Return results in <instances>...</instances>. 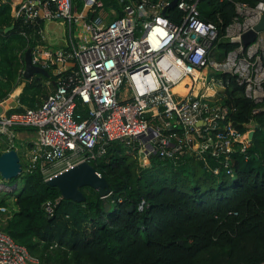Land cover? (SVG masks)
Listing matches in <instances>:
<instances>
[{
  "label": "built area",
  "instance_id": "built-area-1",
  "mask_svg": "<svg viewBox=\"0 0 264 264\" xmlns=\"http://www.w3.org/2000/svg\"><path fill=\"white\" fill-rule=\"evenodd\" d=\"M112 1L12 0L11 17L34 42L32 63L57 77L35 107L0 111L3 151L25 149L26 170H38L45 182L78 163L91 164L112 141L122 142L142 168L152 158L176 167L193 157L214 174L222 167L231 176L230 153L250 146L256 125L240 132L222 100L233 81L260 104L253 112L264 115V31L247 47L241 44L264 13V0L234 2L222 35L200 17V0H177L178 22L165 16L172 0ZM55 20L66 31L58 47L41 25ZM221 39L238 45L224 52ZM182 81L180 94L173 88ZM18 129H32L35 138L19 143ZM211 158L218 166L209 164ZM43 207L53 216L54 204ZM0 264L41 263L0 226Z\"/></svg>",
  "mask_w": 264,
  "mask_h": 264
},
{
  "label": "trees",
  "instance_id": "trees-1",
  "mask_svg": "<svg viewBox=\"0 0 264 264\" xmlns=\"http://www.w3.org/2000/svg\"><path fill=\"white\" fill-rule=\"evenodd\" d=\"M103 1L105 6L113 2ZM258 1L200 0L198 9L222 35L235 15L234 2ZM11 2L0 0V28L13 25L0 32V102L22 84L17 106L8 109L20 112L40 103L57 75L23 76L24 54L34 42H27L11 17ZM180 15L177 7L165 13L172 22ZM218 44L224 52L238 45L223 39ZM222 103L240 132L249 123L256 125L250 146L230 153L231 176L222 167L214 174L193 157L176 167L152 158L150 167L142 168L122 142L112 141L91 162L109 185L108 208L87 186L81 188L84 202L61 198L38 170H26L27 163L21 162V173L10 181L17 182L15 191L0 196V214L10 212L1 228L41 264H264V115L253 112L260 104L233 81ZM5 148L0 136V153ZM208 162L218 166L212 158ZM142 199L144 207L138 210ZM47 201L54 204L53 216L43 207Z\"/></svg>",
  "mask_w": 264,
  "mask_h": 264
},
{
  "label": "water",
  "instance_id": "water-1",
  "mask_svg": "<svg viewBox=\"0 0 264 264\" xmlns=\"http://www.w3.org/2000/svg\"><path fill=\"white\" fill-rule=\"evenodd\" d=\"M177 0H172L170 7L175 5ZM165 12V9L162 13ZM13 28V25L4 29L0 28V32H7ZM264 31V13L260 16L257 24L252 29L241 35V44L243 47H247L255 41L258 32ZM34 74H42L47 76L48 72L39 66H36L31 61L30 49H27L24 54V70L23 76L30 78ZM2 107L0 106V111ZM254 131H250L248 134L249 140H252ZM22 171L19 154L15 149H9L0 153V176L10 181L13 178H17ZM46 184L56 187L63 199H70L75 202H84L85 195L81 188L84 186L90 187L96 190L99 196L104 201V207L108 208L109 204L105 200L110 193L109 185L104 177L99 174L96 169L88 162H81L77 165L67 169L56 176L51 177L46 181ZM17 182H14L13 186H16ZM132 206L129 207V210Z\"/></svg>",
  "mask_w": 264,
  "mask_h": 264
},
{
  "label": "rangeland",
  "instance_id": "rangeland-1",
  "mask_svg": "<svg viewBox=\"0 0 264 264\" xmlns=\"http://www.w3.org/2000/svg\"><path fill=\"white\" fill-rule=\"evenodd\" d=\"M42 29L45 33H49L51 39H53V40H57V39H61V38L63 39L64 35L66 33L64 25L60 22V20L45 21L42 24ZM12 99L13 98L10 96V97H8V99L5 100V102L3 103L5 109H10L14 106ZM17 140L19 141V143L22 142L18 137H17ZM18 149H19L20 156H21L20 157V163L22 162L24 164L26 162V156L23 153V151L25 149L23 150V148H21V147H19ZM168 173L167 174L170 175V171ZM151 174L157 175V173L154 171ZM12 180H10V181H12ZM10 181H6L0 176V196L4 195L5 193L13 194L17 185L13 186L14 183H11ZM86 191H88V190L86 189ZM12 200H13V198L10 199V201H12ZM9 216H10V212L1 213L0 214V222L2 224H5L9 218Z\"/></svg>",
  "mask_w": 264,
  "mask_h": 264
},
{
  "label": "crops",
  "instance_id": "crops-1",
  "mask_svg": "<svg viewBox=\"0 0 264 264\" xmlns=\"http://www.w3.org/2000/svg\"><path fill=\"white\" fill-rule=\"evenodd\" d=\"M14 1H19V0H14ZM45 33V32H44ZM45 35L50 39L52 40V42L54 43L53 45L58 47L60 44H62V42L64 41V38L62 39H57V40H53L51 39L49 33H45ZM64 43V42H63ZM22 90V84L19 85L17 88L14 89V91L8 96V97H12L13 99V103H14V106L13 107H16L17 106V98H18V95L20 93V91ZM8 97L6 99H8ZM4 99L3 101L0 102V106L2 107V109H5L4 108V105L3 103L5 102ZM12 107V108H13ZM11 109V108H10ZM17 135H18V138L21 140V141H32L34 138H35V134L33 132L32 129H22V130H19L17 132ZM252 141V140H251Z\"/></svg>",
  "mask_w": 264,
  "mask_h": 264
},
{
  "label": "bare ground",
  "instance_id": "bare-ground-1",
  "mask_svg": "<svg viewBox=\"0 0 264 264\" xmlns=\"http://www.w3.org/2000/svg\"><path fill=\"white\" fill-rule=\"evenodd\" d=\"M183 81L181 82V83H179L178 85H176L174 88H173V90L175 91V92H178V93H180V94H183L184 92H185V90H184V88H183Z\"/></svg>",
  "mask_w": 264,
  "mask_h": 264
}]
</instances>
